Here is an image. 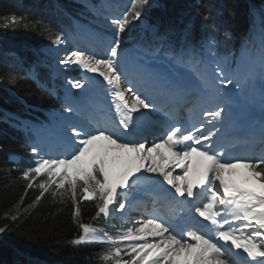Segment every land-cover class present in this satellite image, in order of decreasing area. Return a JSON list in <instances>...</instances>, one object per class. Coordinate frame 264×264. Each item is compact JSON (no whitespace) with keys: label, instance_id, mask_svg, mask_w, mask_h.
<instances>
[{"label":"snow or ice","instance_id":"6c2138e0","mask_svg":"<svg viewBox=\"0 0 264 264\" xmlns=\"http://www.w3.org/2000/svg\"><path fill=\"white\" fill-rule=\"evenodd\" d=\"M151 6L150 0H130V6L122 14L110 18L115 35L110 41L107 56L98 57L86 54L84 50H73L60 60L62 65H77L103 78L109 85L112 103L120 117L118 126H71V136L63 156H40L34 166L24 171L23 177L29 181L42 175L47 177L39 182L41 196L52 186L57 190L53 196L63 197L70 193L76 218L81 215L80 199H99L96 217L101 214L110 216L113 207L123 210L126 201L120 198L118 190L132 191L142 180L155 184L164 182L175 190V195L198 198L193 211L209 223L208 232L194 220L181 227L154 214L135 223L128 222L131 226H119L115 235L103 228L81 223L82 234L71 243L109 244L110 247L101 254L104 261H113L114 264H234L231 250L235 249L236 255L240 254L239 250L246 254V264H264V157L231 159L222 147H216L214 137L220 131L217 125L224 120L226 102L221 99L215 107L203 109L202 115L208 120L200 122L199 127L193 124L189 130L179 124L172 125L165 138L154 142L151 147H146L142 140L130 138L134 136V113L155 105L132 87L126 89L131 94L129 102L122 88L128 83L127 75L118 59L114 58L121 55L122 34L132 22L141 20L145 7ZM4 19L6 26H14L26 18L12 14ZM144 28L152 38L141 52L140 63L146 56L160 54L181 66L196 68L201 62L187 27L181 30L178 39L173 38L176 35L174 29L161 32L158 24L147 22H144ZM53 43L60 44L63 40L57 35ZM214 45L212 39L204 42L212 57H216ZM227 60V56L215 59L216 67L212 73L213 79L225 86L233 84V80L225 75ZM261 75L264 78V54ZM68 83L72 88L83 87L76 79ZM236 86L242 87L239 81ZM173 87L178 88V85ZM66 110L71 112L72 108ZM32 151L38 154V149L33 148ZM171 165L181 168L183 175L173 176L169 170ZM237 169L245 171L238 173ZM144 173H158L162 182L144 176ZM28 187H32L31 182ZM61 189L64 191H59ZM11 219L15 221L17 216L13 215ZM6 229L7 225L0 227V233ZM124 242L128 243L122 249L120 244Z\"/></svg>","mask_w":264,"mask_h":264},{"label":"trees","instance_id":"16d2710c","mask_svg":"<svg viewBox=\"0 0 264 264\" xmlns=\"http://www.w3.org/2000/svg\"><path fill=\"white\" fill-rule=\"evenodd\" d=\"M150 3L153 6L144 8L143 17L150 24H158L161 32L174 29L173 38L178 39L187 27L193 45L218 35L225 48L231 47L233 41L241 42L249 33L254 24L252 7H264V0ZM83 8L80 0H0V227L7 225L6 231L0 233V264H114L101 259L110 247L107 243H71L82 234L81 223L109 230L105 217H96L99 199H80L81 215L76 218L70 193L53 196L57 190L52 186L41 196L39 182L47 177L42 175L32 181L23 177L32 160L27 137L22 128L4 118L10 112L24 117L43 115L30 105L51 108L61 104L59 97L29 76L28 67L36 64L39 76L47 77V69L40 62L42 51L54 44L57 35L72 27L68 12L84 19L90 16ZM12 14L26 19L6 26L4 18ZM126 36L128 31L122 34L123 38ZM12 152L19 154V161L11 159ZM13 215L17 216L15 221L11 219ZM120 247L125 249L123 244Z\"/></svg>","mask_w":264,"mask_h":264},{"label":"bare ground","instance_id":"6f19581e","mask_svg":"<svg viewBox=\"0 0 264 264\" xmlns=\"http://www.w3.org/2000/svg\"><path fill=\"white\" fill-rule=\"evenodd\" d=\"M85 27H90L89 25L85 24ZM92 28V27H91ZM92 32V31H89ZM95 35L96 33L93 32ZM85 38V37H84ZM78 44H81L82 41L79 39ZM93 44L95 45V48H97V51H100L102 55H104L107 51L105 47H108V43H105L100 39L98 36L95 37ZM121 47L120 49V57H118L119 63L122 65L123 68H127V65H130V69L135 71V78L137 79V82L139 81L140 84H137L134 82L132 84V81H129V74L127 72V79L128 83H125L122 85V88L126 92V96L129 99V102H131V94L126 91L128 87H132L133 90L138 91L141 97H146L147 94H163L168 93L169 95L172 94V87L171 85L175 82H179V86L181 89V94L183 96L184 91H188V75L183 71L182 67L180 65H173L169 64L167 62H163L156 59H150L144 58L143 63L139 62V55L137 52L133 50H129ZM247 58V57H246ZM252 61H248L244 58H242L238 63V69L236 71H228L225 68V75H227L229 78L233 80V84H231L234 89L237 87L236 82L239 81L241 86L240 89H238V92L235 93L238 96L234 99V101H237L240 99L243 104V110H247L250 106H254L255 109L258 108H264V103H262L263 95H261L258 92H255L256 89V81H258V72H260L261 69V57H258L256 60V64L254 65V68L251 65ZM124 71V70H123ZM92 79L98 83L99 85L107 84L102 77H100L98 74L91 73ZM96 75V76H95ZM234 77V78H233ZM133 79V78H132ZM143 82L146 83V88H141V84ZM153 85L152 88L149 86ZM94 85H88L86 88L83 89V95L79 98V96L75 97L72 95V92H69L68 96V107L72 108V111L64 112V115H61L63 111L60 109H52V115L56 116L58 119L54 120L53 124L49 123H37L34 119H31L30 117H27L25 120L31 124V126L44 138V143L47 146L46 153L44 155L45 158L51 156V157H57L59 153H63L67 151V140L71 136L70 127L73 125H89L94 128L99 127H112V126H118L119 124V115L115 111V107L112 103V99L108 98L111 97L110 93L108 91L109 86H104L102 89L99 87H96ZM125 86L127 87L125 89ZM230 86V85H227ZM139 87V88H138ZM146 89V91L144 90ZM85 90V91H84ZM104 90V91H103ZM102 92L103 95H106L105 97L100 96V93ZM216 92L214 96L211 97V101L216 105L218 103L219 99H221L222 95L219 93V96H217ZM213 94V93H212ZM102 95V94H101ZM231 100L227 96L223 98V101ZM150 102V101H149ZM239 102V101H238ZM112 103V107L110 108V104ZM152 103V102H150ZM105 108L110 109L108 111L107 116H99V114L103 113L105 111ZM157 106L150 109H141V110H147L151 111L152 109H155L157 111ZM92 109H94L92 111ZM160 109V108H159ZM161 110V109H160ZM100 112V113H98ZM159 112V115L162 114L161 111ZM165 112V111H164ZM142 114V115H141ZM60 115V117L58 116ZM134 116L136 117V120L134 122V136L130 138L137 139L135 137V132H137L140 128L145 126V118L146 114L143 111H140V113H134ZM98 117V118H96ZM107 117H109V120L107 121ZM30 118V119H29ZM104 119L103 122H101V119ZM96 120V121H93ZM98 121V122H97ZM112 124V125H111ZM199 127V126H197ZM158 130V128H157ZM214 130V129H213ZM142 140L143 139H139ZM144 142V141H143ZM151 141H146V147L150 145ZM154 143V142H153ZM152 143V144H153ZM56 147L55 150L53 148ZM52 148V149H51ZM170 171H172L173 176H179L183 175V170L181 168H177L174 165L170 166ZM143 171V170H142ZM244 169H237L238 173H243ZM144 176L151 177L153 180H160L162 182V177L159 176L158 173H144ZM146 185V188L152 189L155 194H166L168 196L173 195L178 197L179 195H174L175 190L171 188V186L167 185L166 183L162 182L161 184H155L150 181L142 180ZM197 189H194L196 191ZM130 192V191H129ZM184 198H187V202L183 203H177V207L187 209L188 210V197L185 195ZM142 202L141 197H137L136 200L130 204L134 206H138L139 203ZM143 207V206H142ZM141 207V208H142ZM137 211H140L139 208L136 209ZM214 235V234H213ZM223 243V242H220ZM235 250V249H232ZM237 251V250H236ZM240 251V250H239Z\"/></svg>","mask_w":264,"mask_h":264},{"label":"rangeland","instance_id":"374dc122","mask_svg":"<svg viewBox=\"0 0 264 264\" xmlns=\"http://www.w3.org/2000/svg\"><path fill=\"white\" fill-rule=\"evenodd\" d=\"M82 1H84V2H86V3H88L89 1L88 0H82ZM113 1H115V2H118V5L121 3V0H113ZM103 7H105L104 5H103V3H101L100 2V4H99V9L100 10H102L103 11V13H106V10L103 8ZM88 8V7H87ZM89 9V8H88ZM86 10V9H85ZM103 16L101 17V16H98V19H99V21H104V18H105V16H104V14H102ZM258 15V20L261 22L262 21V17L259 15V14H257ZM99 17H101V18H99ZM97 21V20H96ZM141 22H142V26H144V22H147L148 23V21L146 20V19H144V18H141ZM132 24V23H131ZM130 24V25H131ZM76 31H75V34H79V35H82V33H84V34H87L88 36H90L91 37V40H92V42L94 41V39H95V37L97 36V35H95L93 32H95L94 31V29L93 28H91V27H85V25H84V27L82 26V24L79 22V21H76ZM108 27L110 28V29H113L114 28V26L111 24H109L108 25ZM130 27V26H129ZM89 31H92V32H89ZM104 31V30H103ZM130 31H131V28H130ZM106 32V31H105ZM261 32H262V26H255V28L253 29V31H252V35H253V37L247 42V44H246V46L244 47V50H243V52H242V55L241 56H243V58H253V57H255L256 56V54H258L259 52H261L262 51V45H263V41H262V35H261ZM103 37H105V39L107 38V40L105 41V43H108L109 45H110V41H111V37H108V35L107 34H104L103 35ZM261 37V38H260ZM81 41H82V43L85 41V40H88V38H84V37H80L79 38ZM104 42V41H103ZM66 45V44H65ZM65 45H62V43H60V44H55V45H52V46H50V47H48L46 50H45V57H44V62H42L43 64L42 65H44V66H46V67H48L51 71H52V74H53V76H56L57 74H58V77L60 76V73H59V71H62V72H64V73H66V74H68V75H66L65 76V74H63V76H61V78L62 79H58L57 80V78L56 77H54L55 79H54V82H52L51 83V86H44L45 88H47V89H49L50 91H52L53 93H58L59 91L60 92H63V94H64V96H65V101H66V97H67V101H68V96H69V93H68V91H67V85H68V82H64L63 81V79L65 78V79H67L68 78V80L67 81H69V80H71V79H76V80H79L81 83H82V85H83V87L82 88H84V87H86V85H88V83L90 84V85H95V81L92 79V76L93 75H91V73H89V75H88V73L87 72H85L83 69H81V68H79V66H77V65H62V64H60V60L61 59H63L64 57H65V55L67 54V53H65V52H63V51H65ZM108 45V46H109ZM64 46V47H63ZM145 46V44H143V47ZM124 50H126V49H124ZM85 52H86V54H90V52H87L86 50H84ZM107 51V50H106ZM106 54V53H105ZM97 55L98 57H105V56H107L108 54H106V55ZM160 56H162L163 58L165 57V58H167L168 60H170V58L168 57V56H166V55H163V54H160V55H158V56H156V57H160ZM145 58H147V57H145ZM117 59V58H116ZM148 60H150L151 58L150 57H148L147 58ZM161 60V59H160ZM163 62H165V61H163ZM169 64H171V63H169ZM173 65H178V64H173ZM32 77H34V78H36V80H38L39 81V77L36 75L37 73H36V70H35V67H33V68H31L30 69V73H29ZM96 76V75H95ZM46 85V84H45ZM69 88V87H68ZM82 88H79V90L81 91V89ZM127 87L125 86V89H126ZM69 92L71 93V90L69 89ZM79 92V91H78ZM83 92V91H82ZM75 96H76V94H77V92L76 93H73ZM72 94V95H73ZM68 95V96H67ZM73 95V96H74ZM67 101H66V103H67ZM68 108V106H66L65 105V109H67ZM47 115V117H48V119H49V122H45L44 121V123H49V124H53L54 123V120L55 119H58L56 116H53L52 115V112L50 111L49 112V114H46ZM61 115H64V111L62 112V114ZM59 117H60V115H58ZM30 119V118H29ZM15 123H18L17 121H14ZM37 123H43V122H39V121H37ZM20 125H22L23 127L24 126H28V128H30V125L27 123V122H23L22 124H20ZM33 128V127H32ZM34 129V128H33ZM35 130V129H34ZM36 131V130H35ZM34 131V132H35ZM37 132V131H36ZM38 133V132H37ZM39 134V133H38ZM39 136V139H42V137H41V135H38ZM36 138V137H35ZM35 140H38L37 138L35 139ZM34 141V140H33ZM42 141H44V140H41V142ZM40 142V143H41ZM144 142H146V141H144ZM44 143V142H43ZM40 146V145H39ZM42 146V145H41ZM152 146V143L150 144V145H148V147H151ZM52 149V148H51ZM56 149V147H54L53 148V150H55ZM65 152H63V153H59L58 154V156H63V154H64ZM36 161V160H35ZM35 161L33 162V166H34V164H35ZM170 170V169H169ZM146 188V186H144V183L143 182H140V183H138L137 185H136V187H135V189L134 190H132V191H127V190H118L119 192H120V198H126L125 196H129L128 194L127 195H125L124 193H126L125 191H127V192H129V193H136V192H139L141 189H145ZM138 196H136V197H134L132 200H131V202H130V204H132L135 200H136V198H137ZM140 197V196H139ZM129 199V198H128ZM127 198H126V202H127V200H128ZM118 211V210H117ZM111 217H113L112 216V214L110 215ZM114 220H116V219H114ZM118 225H120V224H117L116 223V221H113V225H112V227H113V229L114 230H117V228L119 227ZM121 225H123L122 223H121ZM120 225V226H121Z\"/></svg>","mask_w":264,"mask_h":264}]
</instances>
